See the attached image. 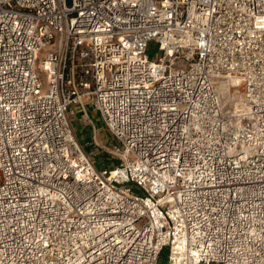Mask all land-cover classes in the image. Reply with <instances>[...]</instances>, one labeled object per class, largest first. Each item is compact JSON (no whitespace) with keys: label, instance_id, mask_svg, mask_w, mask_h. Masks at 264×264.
I'll list each match as a JSON object with an SVG mask.
<instances>
[{"label":"built area","instance_id":"obj_1","mask_svg":"<svg viewBox=\"0 0 264 264\" xmlns=\"http://www.w3.org/2000/svg\"><path fill=\"white\" fill-rule=\"evenodd\" d=\"M87 106L117 164L78 137ZM166 247L264 264V0H0V264Z\"/></svg>","mask_w":264,"mask_h":264},{"label":"rangeland","instance_id":"obj_2","mask_svg":"<svg viewBox=\"0 0 264 264\" xmlns=\"http://www.w3.org/2000/svg\"><path fill=\"white\" fill-rule=\"evenodd\" d=\"M157 52V47L155 45H150L148 54L150 57L154 56ZM226 89H222V92H226ZM228 99V98H227ZM229 101H232V98L229 97ZM229 103V102H228ZM230 107H233V103L229 104ZM89 117L93 120L95 130L93 132L92 126L85 123L81 117V113L79 110H76L74 115H71L73 119V126L76 129L78 137L83 141L85 140H93L91 145L85 146L87 151L92 150L96 155V165L99 168H102V163L109 164L113 162V164H117L118 160H112L111 154L108 152L109 149L114 144V139L112 138L111 133L107 130L105 125L103 124L102 119L100 118L98 112L92 107H86ZM94 133V134H93ZM92 135H95L93 138ZM96 141V143L94 142ZM135 192H139V189H134ZM168 259V249L167 247L163 249L161 255L158 257L157 262L160 264H167Z\"/></svg>","mask_w":264,"mask_h":264},{"label":"bare ground","instance_id":"obj_3","mask_svg":"<svg viewBox=\"0 0 264 264\" xmlns=\"http://www.w3.org/2000/svg\"><path fill=\"white\" fill-rule=\"evenodd\" d=\"M226 87H227L226 82H222V83H221V88H222V89H225Z\"/></svg>","mask_w":264,"mask_h":264}]
</instances>
